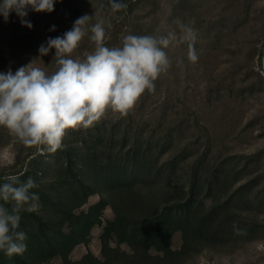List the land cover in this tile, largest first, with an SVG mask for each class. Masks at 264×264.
<instances>
[{
    "label": "trees",
    "instance_id": "16d2710c",
    "mask_svg": "<svg viewBox=\"0 0 264 264\" xmlns=\"http://www.w3.org/2000/svg\"><path fill=\"white\" fill-rule=\"evenodd\" d=\"M100 1L114 7L115 14L94 9L85 0H55L57 12L39 26L37 46L63 37L85 15L91 18L78 46L84 55L94 51L89 37L96 23L103 24L109 48L122 47L127 35H147L143 22H128L138 0ZM203 1L172 0L170 19L182 13L197 26ZM223 1L231 11L239 7L242 17L254 2ZM24 19L31 28L22 25L15 11L7 21L0 15L4 64L29 51L40 12L29 7ZM228 20L236 22L230 16ZM216 21L225 24L226 17ZM123 25L129 27L118 32ZM54 57L51 49L40 58L50 75L57 69ZM154 83L155 91H145L128 115L107 110L92 126L69 130L55 152L46 146L26 147L0 127V145L12 142L14 148L13 163L0 170V185L9 182L7 176L19 177L20 183L31 178L37 187L30 191L41 205L36 212L21 209L17 231L26 233V251L8 257L0 250V264H182L206 248L234 251L264 239V145L250 153L227 151L217 124L211 126L204 114L214 95L215 103L222 93L231 95L232 84L206 83L189 100L177 94L172 78L164 85L159 76ZM246 88L261 90L248 83L239 92L244 95ZM91 196L97 198L89 203ZM13 203L0 200L9 210ZM107 207L112 215L104 218ZM234 223L244 234H237ZM94 226L101 227L99 255L88 250L72 258L76 245L89 242ZM175 236L178 244L173 246Z\"/></svg>",
    "mask_w": 264,
    "mask_h": 264
},
{
    "label": "clouds",
    "instance_id": "9594fccd",
    "mask_svg": "<svg viewBox=\"0 0 264 264\" xmlns=\"http://www.w3.org/2000/svg\"><path fill=\"white\" fill-rule=\"evenodd\" d=\"M55 0H2L0 15L5 21L11 12L21 18L23 26L29 7L35 12L54 10ZM91 17L78 18L63 37L49 38L41 45V56L55 49L57 69L51 75L33 62L13 73H0V127L6 128L24 146H46L48 152L62 147L69 130L90 127L107 110L126 116L145 93L155 91V81L169 70L171 61L165 49L187 43V59L195 63L196 32L181 25V35H127L122 47L105 46L102 23L91 26L89 39L94 51L85 58H72L86 35V23ZM51 30H55V27ZM181 61H178L180 63ZM43 154V152H42ZM9 182L0 185V200L14 202L11 210L0 205V250L8 257L22 255L27 248V236L17 231L20 211L36 212L41 207L39 196L30 190L37 187L33 179L20 183L19 177L7 176ZM26 206V207H25ZM237 234L243 230L233 224Z\"/></svg>",
    "mask_w": 264,
    "mask_h": 264
},
{
    "label": "rangeland",
    "instance_id": "374dc122",
    "mask_svg": "<svg viewBox=\"0 0 264 264\" xmlns=\"http://www.w3.org/2000/svg\"><path fill=\"white\" fill-rule=\"evenodd\" d=\"M85 1L90 7L100 9L103 13L114 15L116 12L114 7L105 5L106 2ZM171 2L172 0H138L133 5L128 22H143L146 34L155 37L166 36L170 31L179 36L181 25L195 30L197 37L195 49L198 60L192 63L187 59V43L178 47L170 46L165 51L171 61V66L167 72L160 75V79L166 85L172 78L174 85L178 88L176 89L177 94L180 95L182 92L189 100L197 98L202 86L206 83H212L215 86L232 84L231 95L222 93L216 103L214 95L212 102L205 105L204 114L211 126L217 124L220 141L224 143L227 151L253 152L264 145V83L259 82L257 73L260 72L262 47L264 49V0H254L247 15L243 17L239 7H234L231 11L224 1L205 0L203 5L198 7L199 23L197 26H194V23L182 13H178L177 18L171 20ZM56 12L55 7L51 13L40 12L41 23L34 31L35 35L29 39L31 43V46L27 47L29 51L22 55L18 53L16 56H11L5 64L0 57V73L8 71L15 73L21 66L33 62L34 66L41 67L50 75L40 61L41 54L36 40L41 39V27L39 26H42L47 17L53 16ZM223 16L226 17L225 24L217 23L216 20ZM228 16L236 22L230 23ZM128 27L129 25H123L117 31L123 32ZM220 30H222L221 33H219ZM3 42L0 40V44ZM82 52L80 48H77L72 53V58L83 59L85 55ZM178 61L181 62L178 63ZM248 83H253L256 87L260 86L261 90L257 88L249 92L246 88L244 95L241 94L239 91ZM254 117H256L255 124H253ZM13 161L12 142L1 144L0 170L10 167ZM96 198V196H91L89 203L95 201ZM111 215V209L107 207L103 217L107 218ZM100 230V226H94L89 242L76 245L70 256L76 259L88 250L99 255ZM177 244L178 236H175L173 246ZM50 264H58V262L54 261ZM182 264H264V239L251 241L234 251L223 247L206 248Z\"/></svg>",
    "mask_w": 264,
    "mask_h": 264
},
{
    "label": "water",
    "instance_id": "95a60500",
    "mask_svg": "<svg viewBox=\"0 0 264 264\" xmlns=\"http://www.w3.org/2000/svg\"><path fill=\"white\" fill-rule=\"evenodd\" d=\"M259 70H260L261 74L264 76V49H263V51L261 53Z\"/></svg>",
    "mask_w": 264,
    "mask_h": 264
}]
</instances>
